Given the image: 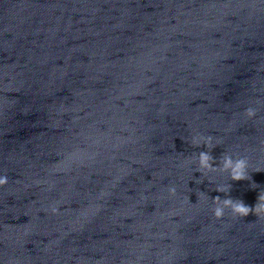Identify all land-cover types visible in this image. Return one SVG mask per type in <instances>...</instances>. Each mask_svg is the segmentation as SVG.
I'll return each mask as SVG.
<instances>
[{
	"label": "clouds",
	"instance_id": "1",
	"mask_svg": "<svg viewBox=\"0 0 264 264\" xmlns=\"http://www.w3.org/2000/svg\"><path fill=\"white\" fill-rule=\"evenodd\" d=\"M249 118L255 116V109L249 108L245 113ZM203 141L204 146L208 148H214L215 146L212 144V137L208 136L207 138L203 137H193V143L195 146H200ZM221 161L223 163V169L229 174L230 179L232 181H242L249 180L248 168L249 163L246 157H238L233 159V157L227 153H222ZM199 167L198 171L203 173L205 171H211L214 169L213 157L208 151H201L198 154ZM264 170L257 169L256 172H260ZM8 183L7 176L0 177V187L5 186ZM255 184V183H253ZM231 185H222L218 186L215 191L219 193H229ZM169 192L171 195L176 194V189L170 188ZM200 200H205L208 197L203 191H200L199 197ZM215 207L213 208V216L216 220H221L225 216V210H230L231 214L234 217L244 218L249 214H254L258 218H264V192H260L257 197V201L254 206L246 205L242 200L233 199L231 197L221 198L220 196H216L211 198ZM53 214L57 212V209L53 207L51 209Z\"/></svg>",
	"mask_w": 264,
	"mask_h": 264
}]
</instances>
